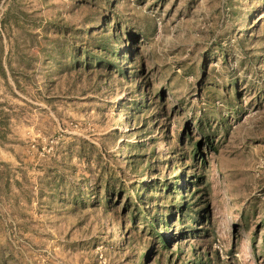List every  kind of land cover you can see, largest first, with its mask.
Masks as SVG:
<instances>
[{
  "label": "rangeland",
  "instance_id": "1",
  "mask_svg": "<svg viewBox=\"0 0 264 264\" xmlns=\"http://www.w3.org/2000/svg\"><path fill=\"white\" fill-rule=\"evenodd\" d=\"M108 19L139 35L133 84L69 69L54 50L86 48V31ZM137 86L144 123L124 109ZM136 142L152 172L127 167L124 146ZM103 166L130 195L142 177L180 175L184 199L206 209L198 236L170 221L163 250L120 208L72 205L70 184L92 192ZM156 191L157 205L170 203ZM194 259L264 264V0H0V264Z\"/></svg>",
  "mask_w": 264,
  "mask_h": 264
},
{
  "label": "trees",
  "instance_id": "2",
  "mask_svg": "<svg viewBox=\"0 0 264 264\" xmlns=\"http://www.w3.org/2000/svg\"><path fill=\"white\" fill-rule=\"evenodd\" d=\"M105 2L110 4L109 1ZM94 28H97L96 32H98L95 37L92 36V31L87 30L85 33L88 35V39L85 42L86 48L75 44L68 46L57 43L54 50L63 54V59L69 60V69L81 68L84 71L103 70L107 74H114L128 84L135 83L136 79L143 75L142 66L140 65L139 68H135L134 66L135 60L139 56V35L132 34L130 29L122 27L117 21H110L109 19L103 20L101 25ZM59 32H63V30L59 29ZM67 46L68 48L66 49ZM159 96L162 97V93ZM145 98L144 89L142 87L139 89V86H137L131 94L129 103L124 108L131 122H138L140 118H142L143 123L145 122L146 118L144 117H146L145 115L149 108ZM202 128L203 126L200 123L198 129L203 132ZM198 146L199 144L193 145L194 153L198 151ZM124 148L127 151L125 161H127L128 168L134 172H143L145 169L152 172L153 166L150 157L142 153L146 149L144 143L125 144ZM142 166H144V169ZM100 170L97 182H95L96 186L90 193L80 191V185L78 184L76 186L70 184V192L74 189L77 190L72 195L70 194L71 202H73L72 205L84 206L87 204L92 207L103 206L106 210L120 208V216L124 225L127 221L136 229L138 228L134 226L142 225L139 232L148 233L163 250H168L169 247L166 242L167 238L160 235L159 230L161 227L165 228L170 221L178 222L182 226L181 232L190 234L192 237L198 236L200 231L195 225L202 219V214L206 209H192L194 204L184 199L181 191L187 192L188 188L183 187L180 182V175H176L171 181L167 179L161 181L158 178L153 182H147L142 177L134 182L131 191L132 195H130L124 181L117 177L113 171L110 172L104 166ZM194 179L196 181L192 186L197 187L202 183V177L195 176ZM64 183L65 177L62 175L54 177L51 182V185L54 186L62 201L66 200L64 195L68 196L67 193L60 190V187ZM156 190L158 192L159 190L162 191L164 197L169 198L170 203L157 205L155 202L161 197L155 195ZM196 192L198 190L192 193ZM92 194H94L93 199H88ZM188 263H190L189 260L184 264ZM194 264H202V262L195 263L194 259Z\"/></svg>",
  "mask_w": 264,
  "mask_h": 264
}]
</instances>
